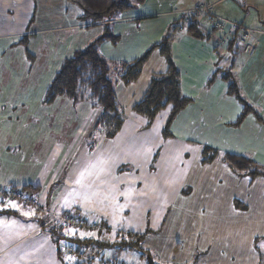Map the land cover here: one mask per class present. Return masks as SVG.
I'll use <instances>...</instances> for the list:
<instances>
[{
  "label": "rangeland",
  "instance_id": "1",
  "mask_svg": "<svg viewBox=\"0 0 264 264\" xmlns=\"http://www.w3.org/2000/svg\"><path fill=\"white\" fill-rule=\"evenodd\" d=\"M49 36H40L39 49L31 53L29 36L14 44L0 41V179L10 182L0 183V202L17 203L20 214L34 210L32 219L44 231L37 236L43 264H69L68 256L73 264H219L223 256L215 252L229 263L264 264V177L240 180L220 163L202 166L194 150L169 140L177 139L172 126L168 137L162 134L170 109L146 130L135 125L145 119L120 97L126 126L107 142L94 130L99 109L65 99L44 106L58 69L57 49L69 47L70 39L58 45ZM241 47L229 54L234 69L251 56ZM101 153L109 165L108 155L114 158L115 179L92 183L96 172L86 169ZM26 186L40 189L21 190ZM147 229L156 232L145 239L148 249H129L133 242L125 232L142 236Z\"/></svg>",
  "mask_w": 264,
  "mask_h": 264
},
{
  "label": "crops",
  "instance_id": "2",
  "mask_svg": "<svg viewBox=\"0 0 264 264\" xmlns=\"http://www.w3.org/2000/svg\"><path fill=\"white\" fill-rule=\"evenodd\" d=\"M38 1L0 0V41L7 40L4 43H10L13 40L11 44H14L29 36L30 52L39 49L40 36H55L58 45L70 37L69 47L57 49L59 53L55 55L53 63L57 62L59 69L63 60L76 50L108 35L109 38L99 45V49L114 69L116 64L129 63L141 57L170 35L171 60L181 73V91L192 99V103L172 125V132L177 139L169 140L194 150L202 166L204 161H210L209 165L220 163L240 180L226 164L227 154L246 157L264 167V0H207L212 10L199 14L198 8L201 6H197L193 0H146L94 26L89 22H81L80 7L70 0ZM219 19L239 23L251 32L250 42L256 50L241 62L243 65L238 69H234L229 54L237 55L238 52L233 50L239 51L242 42L233 46L230 43L231 36L216 29L215 23ZM191 30L197 35L190 33ZM5 46L11 47L10 44ZM18 47L22 52L23 47ZM24 59L28 61L26 57ZM26 63L27 69H30L29 61ZM166 69V59L158 51L154 52L135 84L129 87L118 86L119 98L125 96L129 105L133 106L148 88L152 78L164 73ZM238 90L254 109V114H247L239 125L237 122L242 117L244 106L234 95ZM136 123V126L144 128L146 121L137 119ZM210 155L207 159L206 156ZM19 177L23 179V176ZM8 181V178L0 179V183L5 186L10 183ZM253 200L254 197L249 202L244 201L247 205L241 208L242 212L248 211ZM0 207H5V211L0 213V221H17L14 228L4 230L11 238L0 232V264L45 263L41 249L42 238H37L42 236L43 228H40L37 221H33L32 216L8 210L3 204ZM235 209L241 211L236 205ZM21 248L36 251L26 256L17 252ZM214 254L223 256L219 264L228 262L224 255L217 252ZM230 260L232 263L228 264H235L234 258Z\"/></svg>",
  "mask_w": 264,
  "mask_h": 264
},
{
  "label": "trees",
  "instance_id": "3",
  "mask_svg": "<svg viewBox=\"0 0 264 264\" xmlns=\"http://www.w3.org/2000/svg\"><path fill=\"white\" fill-rule=\"evenodd\" d=\"M70 1L80 7L82 11L81 22H89L91 26H94L103 24L116 14L143 4L146 0ZM190 33L197 35L193 30ZM106 38H109V36L95 39L86 47L76 50L70 57L63 60L44 95L43 105L52 106L57 101L65 99L69 100L74 106L86 103L92 108L99 109L101 113L94 130L99 129V133L105 136L104 140L112 142L122 131L126 122L125 113L123 114L121 111L122 105L117 91L118 86L129 87L135 84L141 78L144 67L154 52L158 51L166 59L167 69L164 73L152 78L143 95L133 104L132 111L137 116L145 119L144 129L148 130L162 111L170 109L169 119L162 132L164 136L169 135V127L192 103V99L185 96L181 91V73L171 60L170 35L164 37L160 43L151 47L141 57L129 63L116 64L114 69L99 49V45ZM24 40L27 41V39ZM230 40L233 45L235 43L241 44V37L237 33L232 34ZM234 93L235 97L244 106L242 117L237 122V125H239L242 118L246 117L247 114H254V109L242 97L239 90ZM157 156H155V160ZM206 162L210 163V161H204V163ZM225 162L241 179L248 177L251 181H254L256 177H264V169H260L261 166L257 162L246 157L227 154ZM39 189L40 187L33 186L21 188V190H31L34 193L38 192ZM64 228V226H61L62 230ZM147 230L143 232L142 236L139 233L125 232L126 235L123 237L127 236L133 242L132 247H129V249L139 250L141 248L144 250V248H147V245L144 244L146 237L156 235V232H152L150 229L147 232ZM113 245L111 244L108 247L115 249L116 247ZM123 249L126 250L127 246H123Z\"/></svg>",
  "mask_w": 264,
  "mask_h": 264
},
{
  "label": "snow or ice",
  "instance_id": "4",
  "mask_svg": "<svg viewBox=\"0 0 264 264\" xmlns=\"http://www.w3.org/2000/svg\"><path fill=\"white\" fill-rule=\"evenodd\" d=\"M105 154L101 153L99 154L98 157L94 158L95 162L94 163H89L87 166V169H93L96 172L95 179L92 181V183H95L96 181H108L110 179H115L113 175L112 169L115 167V160L111 155H108V160H112L113 163L111 165L108 164V162L104 159ZM84 173H81V176L83 177ZM77 183H81L80 180L76 181ZM85 199H87V194H85ZM3 202H0L2 204ZM64 206L68 207L69 206V201L65 200L64 201ZM6 207L8 210L14 211V212H19L21 211V206L18 205L17 203L9 200L6 202ZM5 211V207H0V213H3ZM22 215L24 216H32L35 215L34 210H29V211H23ZM17 224V221L13 220L10 223L6 221H0V232H4L5 229H12L14 226ZM72 235H76V230L71 229L69 230ZM5 235H9V238H11L9 233L4 232ZM67 234V233H66ZM92 235V234H88ZM85 236L84 233H80V237L83 238ZM36 249H33L32 251H28L25 248L18 249L17 252H22L26 256H31L34 254ZM23 258V256L21 257ZM67 260L69 261V264H73L75 261V258L72 256H68Z\"/></svg>",
  "mask_w": 264,
  "mask_h": 264
},
{
  "label": "built area",
  "instance_id": "5",
  "mask_svg": "<svg viewBox=\"0 0 264 264\" xmlns=\"http://www.w3.org/2000/svg\"><path fill=\"white\" fill-rule=\"evenodd\" d=\"M210 10H212V7L208 5L201 6L200 8H198L197 14L203 12H209ZM215 27L220 33L227 36H231L234 33H239L241 37V42L244 43V48H243L244 53L247 55H253L255 50L253 48V44L250 42L251 32L246 27L240 25L239 23H235L223 19H219V21L215 23Z\"/></svg>",
  "mask_w": 264,
  "mask_h": 264
}]
</instances>
